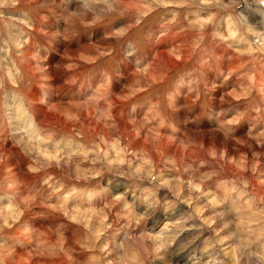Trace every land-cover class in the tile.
Returning <instances> with one entry per match:
<instances>
[{"label":"clouds","instance_id":"9594fccd","mask_svg":"<svg viewBox=\"0 0 264 264\" xmlns=\"http://www.w3.org/2000/svg\"><path fill=\"white\" fill-rule=\"evenodd\" d=\"M0 264H264V0H0Z\"/></svg>","mask_w":264,"mask_h":264}]
</instances>
